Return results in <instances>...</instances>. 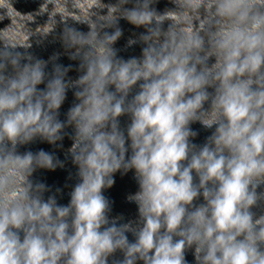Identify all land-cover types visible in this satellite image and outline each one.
I'll return each instance as SVG.
<instances>
[{"label":"clouds","instance_id":"1","mask_svg":"<svg viewBox=\"0 0 264 264\" xmlns=\"http://www.w3.org/2000/svg\"><path fill=\"white\" fill-rule=\"evenodd\" d=\"M160 2L0 0V264H264V0Z\"/></svg>","mask_w":264,"mask_h":264}]
</instances>
